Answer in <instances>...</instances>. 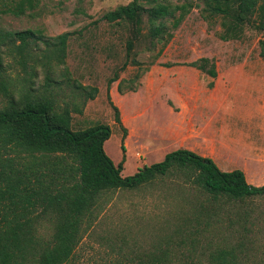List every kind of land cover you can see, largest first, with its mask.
I'll return each instance as SVG.
<instances>
[{
	"label": "rangeland",
	"instance_id": "rangeland-1",
	"mask_svg": "<svg viewBox=\"0 0 264 264\" xmlns=\"http://www.w3.org/2000/svg\"><path fill=\"white\" fill-rule=\"evenodd\" d=\"M129 1L39 0L33 11H26L22 16L0 15V28L5 31L30 30L46 39L69 34L62 63L50 60L42 65L43 60H26L21 64L14 54L4 56L0 103L5 100L4 91L17 96L28 86L33 93L48 90L59 105L75 103L80 112L70 114L71 130H83L95 124L107 125L110 136L102 149L114 164L124 155L122 177L131 176L134 167L149 166L162 159L164 154L157 159L151 150L162 143L159 128L167 118V107L163 102L167 106L171 104L166 97L163 99V93L170 89L169 82L175 79H181L186 89L198 83V87L211 94L227 93L230 87L228 103L235 112L228 115L229 132L243 137L253 135L239 110L245 103V95L253 91L257 81L249 79L240 83L232 80L244 76L259 78L264 105V61L258 56L259 33L244 27L239 39L221 41L218 39L219 20H203L201 5L197 1L165 0L177 5L190 3L191 7L172 31V38L161 54L153 60L154 53L145 52L141 41L126 52L129 36L125 25L93 24L102 13ZM131 58L137 64L131 63ZM200 58L208 60L206 67L210 63L214 65L215 78L187 66ZM146 67L147 71L143 72ZM46 76L60 83L58 87L52 82L45 89ZM110 80L114 82L110 83ZM159 80L162 81L160 84ZM74 83L94 87L97 94L85 102L77 93L71 97ZM117 85L121 94L116 91ZM142 86L145 89L153 87L150 100L144 92L139 94L137 101L128 95L131 87L137 92ZM110 91H115L114 99L110 98ZM107 95L117 108L119 124L113 120L114 111ZM139 113V117L131 118ZM208 114L209 111L199 109L193 119L201 125ZM222 114L220 111L216 117L221 118ZM125 125L134 131L130 139L134 145L122 152L120 145H123L126 131L121 128L125 129ZM252 140L256 141V137ZM135 142L150 150L141 163L133 157L139 145ZM257 142L260 143V139ZM174 148L166 146L162 151L168 153ZM227 156L229 171L243 164L248 184L251 183L248 175L261 173L254 170L252 164L242 163L235 157L236 153L229 152ZM48 162L51 168L58 167L53 165V157ZM64 162L68 164L69 160ZM184 180L183 175L176 173L133 190L100 195L91 214L90 226L81 235L66 264H137L151 254L161 253L167 257L164 264H206L209 255L221 249L230 251L236 264H264V196L242 202L225 198L213 200ZM36 229L42 240L49 239L52 233L47 220H38Z\"/></svg>",
	"mask_w": 264,
	"mask_h": 264
},
{
	"label": "trees",
	"instance_id": "trees-1",
	"mask_svg": "<svg viewBox=\"0 0 264 264\" xmlns=\"http://www.w3.org/2000/svg\"><path fill=\"white\" fill-rule=\"evenodd\" d=\"M195 1L201 5L203 20H219V40L239 39L244 27L259 33L258 56L264 61V0ZM38 3L39 0H0V15L19 17L33 11ZM190 7L186 2L177 5L165 0H130L102 13L93 24L125 25L129 36L126 52L141 41L143 50L154 53L155 60ZM68 35L62 33L46 39L30 30L0 28V74L7 55H16L21 64L26 60H43L42 65L50 60L62 63ZM130 62L137 64L134 58ZM208 63L207 59L200 58L187 66L213 79L214 65L210 63L206 67ZM146 71L147 67L143 72ZM52 82L46 76L44 88ZM58 84L53 82L55 87ZM72 89L71 97L77 93L83 102L97 94L96 88L75 83ZM47 91L33 93L30 86L17 96L4 91L5 100L0 103V264H66L90 226L100 195L133 190L176 173L213 200L242 202L264 196V185L248 184L240 170L221 172L210 159L185 149L168 152L161 161L143 165L131 176L122 177L124 155L113 165L102 149L110 136L108 126L95 124L83 130H71L70 114L79 113L80 109L75 103L59 105L54 94ZM116 91L121 94L118 85ZM129 91L133 92L134 87ZM107 99L114 111L113 120L119 124L117 108L108 95ZM120 149L123 152L122 145ZM51 157L55 160L53 165L58 166L56 169L48 162ZM67 159L68 164L64 162ZM41 219L51 224L52 233L47 240L37 235L36 225ZM149 256L137 264L167 261L162 253ZM206 264L236 262L230 251L221 249L210 254Z\"/></svg>",
	"mask_w": 264,
	"mask_h": 264
},
{
	"label": "crops",
	"instance_id": "crops-1",
	"mask_svg": "<svg viewBox=\"0 0 264 264\" xmlns=\"http://www.w3.org/2000/svg\"><path fill=\"white\" fill-rule=\"evenodd\" d=\"M249 79L257 81V83H255L253 91L245 95V106L243 105L239 112L244 122L248 125V129L253 130V135L249 134L243 137L242 135H231L229 132V126L227 124L228 115L235 112V110H233L234 108H231L228 103L231 92L230 87L227 93L218 91L216 94H211L208 93V90H205V88L198 87V83L193 84L196 86H190L186 89L182 86L181 79H175L173 82H169L170 89L166 93H163V99L166 97L171 104L167 106L165 102H163L164 106L167 107V118L159 128L162 143L153 148L151 154L157 156V159H160V157L167 152L166 150L162 151V149L172 145V147H175V150L185 149L200 157L208 158L214 163L218 170L221 172H229L228 169H230V165L227 155L229 152L236 153L237 156L235 157L242 163H250L255 166L254 170L261 172L259 175L247 176L250 178V184H253V186L263 184L264 105H262V85L259 78H256V76H244L240 80L233 79L232 81L244 83ZM161 82L160 80L158 81L159 84ZM139 90L140 91L137 92H131L128 95L132 96L135 98V101H137L139 99V94L144 92L145 97H148L147 100L151 99L153 87L151 89V87L147 86L145 89L144 86H142ZM109 96L111 99H114L115 91H110ZM199 109H205L210 112L205 119L203 118V123L201 125L196 123L193 119ZM220 111L223 112L222 117H216L219 115ZM139 116L140 113L137 115L133 114L131 118ZM214 124L216 126H214ZM125 131L126 134L122 140L124 152L129 145H134L130 143V139L134 134L133 129H128L125 125ZM255 137L256 141L252 140V138ZM258 139H260V143L257 142ZM134 147H136V145ZM138 147H136L137 150L133 154V157L136 162L139 161L141 163L142 159L147 156L146 154L150 150L142 144H139ZM113 165L116 164L113 163ZM137 168L134 167L135 172ZM237 170H241L246 181V172L243 164L239 166Z\"/></svg>",
	"mask_w": 264,
	"mask_h": 264
}]
</instances>
